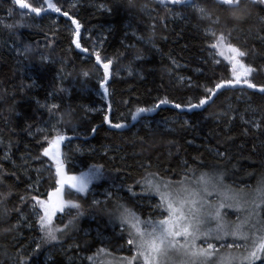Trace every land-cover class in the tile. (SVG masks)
<instances>
[{
  "label": "trees",
  "instance_id": "16d2710c",
  "mask_svg": "<svg viewBox=\"0 0 264 264\" xmlns=\"http://www.w3.org/2000/svg\"><path fill=\"white\" fill-rule=\"evenodd\" d=\"M60 3L82 23L84 46L91 48L96 41H103L102 55L113 58L115 75L110 81L109 96L104 99L96 77L81 75L82 71L91 70L92 64L83 62L87 54L70 44L67 18L52 13L42 21L22 20L18 12L10 15L11 0H0V166L11 171L15 165L21 176L12 187L16 195L0 208H7L13 222L17 207L23 217L18 232L6 236L0 231L3 264H13L19 257H24L27 264H75L70 261L71 256L77 259L76 264H91L93 260L94 264H107L111 257L130 254L126 251L127 236L122 237L118 224L109 222L104 205L92 206V201L97 200L92 192L72 197L82 205L84 214L69 226V231L59 234L57 242H43L31 205L19 200V196L36 194L29 185L37 188L42 198L54 186V171L47 170L50 162L47 158L37 159L41 154L37 141L42 140L37 129L45 128L49 120L47 108L41 105H60L57 119L71 137V142L65 143L74 145L65 149L73 162L69 165L70 173L79 175L93 165L103 166V176L92 183L93 190L122 197L129 207L135 201L130 199L128 186L140 192L135 182L147 174L146 168L161 175L174 172L178 179L184 161L193 167L225 171V182L234 188L256 186L264 176V97L253 94V90L243 86L223 90L206 109L181 111L162 105L136 120L130 114L136 107L155 104L158 98L180 103L190 97L195 100L202 94L197 84L231 78L227 62L216 57L221 61L216 64L207 50L203 29L209 21L200 20L191 7L177 5L168 11L157 0H136L137 7L131 11L121 6V0ZM197 3L203 4L204 0ZM72 4L76 5L74 9ZM101 4L113 11H106ZM145 4L148 9L140 12L138 9ZM206 6L213 8L210 3ZM249 10L251 16L235 26L227 20V13L218 11L220 23L213 27L218 31L232 28L233 43L249 52L245 63L264 69V6L251 5ZM18 23L31 26H4ZM153 32L155 47L138 39L152 36ZM25 46L35 51L22 55ZM41 54L48 58L47 62H41ZM137 55L143 59L136 60ZM253 82L264 84V70L253 74ZM61 88L66 91L61 92ZM50 93H55V98ZM108 103L112 105L111 118L124 123L123 129H110L102 123L101 110ZM224 112L228 115L221 117L219 114ZM230 117L234 119L228 124ZM244 121L258 122L260 127ZM72 125L76 126L75 131L71 130ZM93 127L97 128L96 133L91 132ZM217 150L227 155L221 158L216 155ZM7 183L12 185L13 181ZM4 191L7 188L0 186V192ZM139 211L144 218L149 215L152 209L148 199L140 201ZM60 216L54 221L57 227H63L70 218L66 214ZM96 229L107 236L109 251H100ZM37 242L41 249L33 253ZM5 247L7 257L2 254ZM117 247H122L119 254L113 253ZM90 256L92 260L88 259Z\"/></svg>",
  "mask_w": 264,
  "mask_h": 264
},
{
  "label": "snow or ice",
  "instance_id": "6c2138e0",
  "mask_svg": "<svg viewBox=\"0 0 264 264\" xmlns=\"http://www.w3.org/2000/svg\"><path fill=\"white\" fill-rule=\"evenodd\" d=\"M158 2L168 11H172L177 5L191 7L200 20L210 22L203 29L207 50L216 64L221 63L216 56L223 57L227 61L231 78L215 82L210 80L203 85L197 84L196 87L202 94L195 100L190 97L185 103H180L164 97L158 98V101L151 106L136 107L135 112L130 113L133 120L141 117L142 114L155 112L162 105H171L181 111L206 109L215 102L214 98H218L223 90L235 89L237 86L251 89L253 94L264 97V84L253 82V74L264 69L254 68L245 63L244 58L249 56V52L233 43L232 28L218 31L213 27L220 23L218 11L227 13V20L235 26L251 16L249 10L251 5L264 6V0H204L203 4H198L197 0H158ZM11 3L13 7L10 9V15L18 12L22 20L42 21L52 13L67 18L70 22V44L81 53L87 54L83 62L92 64V69L82 71L81 75L84 78H92L94 75L98 88L103 92V98H108L110 81L114 78L115 69L113 58L102 55V40L93 43L91 48L84 46L82 23L65 9L60 0H11ZM209 3L213 5L212 9L206 6ZM121 6L131 11L137 7L136 0H121ZM71 7L74 9L76 5L72 4ZM100 7L108 12L113 11L110 7L105 8L103 4ZM146 9H148L147 4L138 10L145 12ZM4 26L15 29L31 25L18 23ZM152 27L154 29L155 25ZM154 35L153 32L152 36L147 38L141 36L138 39L155 47ZM34 51L31 46H25L21 54L27 56ZM40 59L42 63L48 60L42 54ZM135 59L141 60L143 57L137 55ZM60 71L63 72L64 69L61 68ZM131 74L129 69V75ZM60 91L64 92L66 89L61 88ZM49 95L55 98V93ZM41 107L47 108L49 120L45 128L37 129V132L42 134V140L37 141L41 147V154L37 159L47 158L50 162L47 170L54 171V186L42 198L39 190L29 185V189L36 194L19 196V200L21 204L31 205L36 223L43 233V242L52 243L57 242L60 239L59 234L65 233L69 226L74 225L76 219L84 214L81 210L82 205L72 197L87 195L89 185L94 180L102 178L103 166L93 165L88 172H81L80 175L71 174L69 169L71 160L62 152V145L65 141L70 143L71 137L66 134L62 121L57 119L60 105L52 103ZM68 107L71 111V106ZM101 111L104 112L102 123L108 125L110 129L126 127L124 123L114 122L111 118V103ZM219 115L223 117L228 113ZM231 119L234 117L229 118L228 124L231 123ZM244 122L256 128L260 127L258 122ZM188 123L187 120L184 121L185 125ZM75 127L72 125L71 130L75 131ZM91 132L96 133L97 128L93 127ZM29 134H32L31 131ZM216 155L224 158L227 153L217 150ZM5 158H9L7 154ZM183 163L185 167L178 179L175 178L177 174L174 172L170 175L167 172L161 175L159 172H148L146 168L147 174L135 182V185L140 186L141 191L136 192L134 186H128L130 199L135 201L133 207H129L124 198L114 197L111 192L107 193L104 201L95 199L92 201L93 207L103 204V211L109 217V222L118 224L122 237L127 236L126 244L130 255L119 257L115 264H257V262L264 264V176L257 181L255 187L234 188L225 182L227 178L225 171L217 168L193 167L187 161ZM150 167L149 163L148 168ZM15 169V165L11 171L0 166V186L7 188V191L0 192V205L16 195L12 187L20 182L21 176ZM8 181H13V184L9 185ZM145 198L149 200L152 209L146 218L143 217L142 211H139L140 201ZM153 199L155 203H151ZM225 209L237 213V219L228 220ZM73 210H75L74 216ZM15 212L17 218L13 222L7 208H0V231L6 236L14 231L18 232L21 226L23 217L18 207ZM57 213H65L70 217L63 227L54 225V217ZM31 226L29 224V227ZM40 249L41 243L37 242L32 251L36 253ZM2 254L6 257L9 255L6 247ZM16 255L19 256V253ZM88 259L92 260L93 257L90 256ZM0 264L3 262L0 261ZM13 264H27V260L19 257L13 261Z\"/></svg>",
  "mask_w": 264,
  "mask_h": 264
},
{
  "label": "rangeland",
  "instance_id": "374dc122",
  "mask_svg": "<svg viewBox=\"0 0 264 264\" xmlns=\"http://www.w3.org/2000/svg\"><path fill=\"white\" fill-rule=\"evenodd\" d=\"M217 58H222L223 59V57H220V56H216ZM224 60V59H223ZM227 62V61H226ZM70 148V149H72V148H74V145L73 144H69V143H65L63 146H62V152L63 153H65L69 158H70V154L68 153V150H65L66 148ZM71 160V159H70ZM70 164H73V162L71 161V163ZM89 170H87V171H84V172H88ZM81 174V173H80ZM79 174V175H80ZM95 181V180H94ZM93 181V182H94ZM92 182V183H93ZM89 192H92L93 193V195H96V199L97 200H101L102 198H103V196L104 197H106L107 196V191L106 192H103V191H98V190H93V188H92V184L91 185H89V191H88V193ZM226 213H227V219L228 220H230V221H235L236 219H237V213H235L233 210H231V209H225L224 210ZM151 212V211H150ZM62 214H65V213H57V216L56 217H54V221H55V219L58 217V218H60L61 219V216L60 215H62ZM69 231V229H67L65 232L67 233ZM97 234V239H99V242H100V244H101V248L102 249H104V250H107V251H109L108 250V245L106 244V241L108 240V238H107V236H103L102 234H100V232L96 229V230H94ZM63 247H60V249H62ZM64 249V248H63ZM100 249V248H99ZM122 249V247H117L114 251H113V253H116V254H119V252H120V250ZM128 250V248H126V251ZM127 255H130V254H120L119 256H115V257H111L110 258V260L108 261V263L107 264H115V261L119 258V257H121V256H127ZM70 258V261L71 262H74L75 264H76V262H77V259H75L74 257H69ZM81 264H83L81 261H79ZM94 262H96V260H93V262L91 263V264H94ZM98 263H100V262H98ZM257 264H259V262H257Z\"/></svg>",
  "mask_w": 264,
  "mask_h": 264
},
{
  "label": "water",
  "instance_id": "95a60500",
  "mask_svg": "<svg viewBox=\"0 0 264 264\" xmlns=\"http://www.w3.org/2000/svg\"><path fill=\"white\" fill-rule=\"evenodd\" d=\"M158 1V0H157ZM240 87V86H237V88ZM236 89V88H235ZM63 146V145H62Z\"/></svg>",
  "mask_w": 264,
  "mask_h": 264
}]
</instances>
